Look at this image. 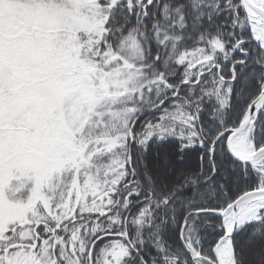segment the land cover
<instances>
[{
    "label": "snow or ice",
    "instance_id": "obj_1",
    "mask_svg": "<svg viewBox=\"0 0 264 264\" xmlns=\"http://www.w3.org/2000/svg\"><path fill=\"white\" fill-rule=\"evenodd\" d=\"M0 264H264V0H0Z\"/></svg>",
    "mask_w": 264,
    "mask_h": 264
}]
</instances>
